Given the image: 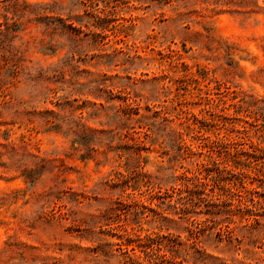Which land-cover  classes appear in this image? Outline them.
Masks as SVG:
<instances>
[{
  "label": "clouds",
  "instance_id": "obj_1",
  "mask_svg": "<svg viewBox=\"0 0 264 264\" xmlns=\"http://www.w3.org/2000/svg\"><path fill=\"white\" fill-rule=\"evenodd\" d=\"M191 68L260 107L264 0H0V264H264V199L182 191L219 111Z\"/></svg>",
  "mask_w": 264,
  "mask_h": 264
},
{
  "label": "rangeland",
  "instance_id": "obj_2",
  "mask_svg": "<svg viewBox=\"0 0 264 264\" xmlns=\"http://www.w3.org/2000/svg\"><path fill=\"white\" fill-rule=\"evenodd\" d=\"M188 50V44L182 43L179 48L180 56H185ZM180 67L182 70H187L191 67V62H184L181 60ZM191 70L194 74L192 77V84L183 86L181 91H186L188 87H192L193 85H199L200 92L203 94L206 102L211 103L215 101V107L219 109V111L213 110L205 112L202 116L199 108V101H197L195 102L197 107L192 110V117L190 118L192 126L201 133L203 138H212L215 145L214 150L207 144L201 147V155L206 151H212V156L215 159L210 164H202L200 171H203L205 167H207L211 170L210 174L215 176L219 174L218 171L224 168L227 170L223 172V175L227 180L226 184L228 187L226 189H220L217 186H212V192L210 189H206L205 194H211L213 197L207 201H214L217 203L218 208L225 207L231 211L232 205L237 202L235 197L237 195H244L245 190L250 196V203L252 200L259 201L264 199V188H261V185H264V145H261L259 150H257L255 141H253L252 144H242L241 141L237 139V134L251 129L256 130L253 135L256 133L264 135V103H262L260 107H257V101H243V97L234 94L236 93L235 88L229 85L221 86V75L216 74L215 68L211 69L213 75L216 77L215 82L208 79L207 70H198L197 68H191ZM253 109H255V111H252ZM257 125H260V127H257ZM213 133L220 137L219 142H216L215 137L212 135ZM232 145H235V147ZM193 148H195V146H193ZM222 159L227 160L226 165H222ZM252 165H261V167L256 169V174H252L249 170ZM192 174L193 173L189 171L185 176L191 177ZM229 191L233 193V196L231 198H226ZM175 195H177V191ZM170 196H173L172 192H161L157 198H170ZM205 196H203V198H205ZM143 206L155 211V201H153L152 205H149L148 202L145 201ZM204 208L207 210L205 205ZM214 210L215 209L210 212ZM249 212H251V210H246V214ZM185 214H191V210H188ZM204 215L207 217L209 214L205 211ZM251 218L252 217H250V219ZM259 218L260 214L257 213L255 216L257 222ZM201 231H203V229H201ZM132 239L133 238H129L130 241ZM141 239H143V237H141ZM132 247L133 244L128 246L129 249Z\"/></svg>",
  "mask_w": 264,
  "mask_h": 264
},
{
  "label": "trees",
  "instance_id": "obj_3",
  "mask_svg": "<svg viewBox=\"0 0 264 264\" xmlns=\"http://www.w3.org/2000/svg\"><path fill=\"white\" fill-rule=\"evenodd\" d=\"M233 167V166H231ZM225 169V170H224ZM221 171H218L219 174H216L215 176L211 175V170L207 167L203 171H199L195 176L187 177L184 176L182 179L184 181L188 182V186L184 188L182 191L183 193L190 199H198L201 201H204L203 196H205L206 189L211 191L212 186H217L220 189H226L228 185L226 184V178L223 175L224 171H227L226 168H224ZM232 171V170H231ZM229 190V189H227ZM177 195H180L181 190H176ZM212 192V191H211ZM172 198V196H170ZM205 207L207 208L206 213L210 214L213 209H217V203L214 201H206L204 203ZM185 212H188V210H185ZM153 243H155V239L152 240ZM132 245L131 241H128L127 247Z\"/></svg>",
  "mask_w": 264,
  "mask_h": 264
}]
</instances>
